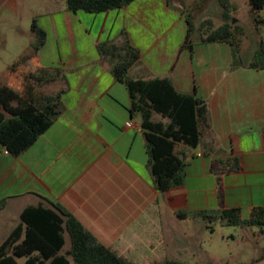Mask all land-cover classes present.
I'll return each mask as SVG.
<instances>
[{
    "label": "crops",
    "instance_id": "obj_1",
    "mask_svg": "<svg viewBox=\"0 0 264 264\" xmlns=\"http://www.w3.org/2000/svg\"><path fill=\"white\" fill-rule=\"evenodd\" d=\"M47 15L41 49L51 41V56L37 70L61 72L39 92L59 93L62 109L20 155L5 154L0 144V201H5L0 216L8 213L0 245L22 210L42 199L60 205L120 256L143 247L140 240L151 255L165 241L179 239L180 224H202L203 215H218L222 208L248 214L264 208V69L248 68L252 58L243 61L241 46L235 55L228 42L201 43L196 34L191 50L183 47L187 14L179 0H134L98 14L69 11L63 0ZM124 42L138 54L130 77L168 78L177 92L208 106L211 136L191 151L182 185L165 193L152 185L144 135L139 118L129 114L127 90L99 53L102 43ZM217 161H229L222 208L212 172ZM64 240L59 254L69 249L66 233Z\"/></svg>",
    "mask_w": 264,
    "mask_h": 264
},
{
    "label": "trees",
    "instance_id": "obj_2",
    "mask_svg": "<svg viewBox=\"0 0 264 264\" xmlns=\"http://www.w3.org/2000/svg\"><path fill=\"white\" fill-rule=\"evenodd\" d=\"M134 0H65L69 11H83L90 14L118 10ZM223 8L224 23L214 28L209 20L198 25L186 18L187 32L183 47L191 50L194 34H199L201 43L228 42L238 55L243 30L229 23L230 3L219 0ZM253 11L264 8V0H248ZM264 25V19L256 18ZM31 31L36 37L30 54L21 56L7 67L16 72L19 66L35 56L46 40L45 32L35 22ZM193 37V38H192ZM104 60L112 63V74L123 83L129 96V114L139 118L144 135L147 154V169L154 188L165 193L182 185L184 168L191 157V151L202 143L205 135L211 136L208 106L194 95L179 93L168 78L149 80L135 79L128 71L137 61V51L127 42L122 46L102 43L98 47ZM255 70L264 69V40L259 42L257 52L247 65ZM57 68H40L23 78L22 92L0 84V144L12 155L18 156L29 148L37 138L53 124L61 113L59 93L47 95L39 87L58 77ZM157 115L158 120H153ZM229 161H217L213 174L217 186L219 205L223 207L222 175L228 169ZM236 170L238 164H234ZM232 168V170H234ZM5 201H0V210ZM207 223L220 220L225 225H258L264 232V208H253L248 219L243 221L239 209L222 208L218 215L202 216ZM210 228V226H207ZM212 230V229H211ZM68 235L70 246L65 254H59ZM262 256L260 259H263ZM133 264L104 246L75 217L60 205L42 199L35 206L24 208L18 225L0 245V264ZM152 264H183L175 259H164Z\"/></svg>",
    "mask_w": 264,
    "mask_h": 264
},
{
    "label": "rangeland",
    "instance_id": "obj_3",
    "mask_svg": "<svg viewBox=\"0 0 264 264\" xmlns=\"http://www.w3.org/2000/svg\"><path fill=\"white\" fill-rule=\"evenodd\" d=\"M185 7L187 17L194 25L209 20L214 28L224 23L223 8L219 0H179ZM230 3L229 23L242 28L240 38L243 61L252 58L258 50V44L264 40V25L258 24L256 18L264 19V8L251 10L248 0H228ZM63 0H0V84L20 91L23 78L28 73H36L37 67L45 57H50L51 41L40 53L31 57L26 64L19 66L12 73L7 67L21 56L30 54L36 37L31 31L32 23L39 28L49 18V13L61 8ZM196 34H194V37ZM193 38V37H192ZM49 41V40H47ZM155 115L153 120H158ZM243 221L249 214L240 212ZM8 217L4 212L0 216V241L5 236L1 223ZM15 221L14 215L10 216ZM203 221V220H202ZM14 223H7L11 227ZM210 226V228H207ZM179 239L172 245L170 240L156 248L151 255L145 253L146 240L138 241L136 252L123 251L122 257L133 264H152L164 259H175L183 264H264V232L258 225H225L220 220L202 224L184 222ZM23 259H18L21 264Z\"/></svg>",
    "mask_w": 264,
    "mask_h": 264
},
{
    "label": "built area",
    "instance_id": "obj_4",
    "mask_svg": "<svg viewBox=\"0 0 264 264\" xmlns=\"http://www.w3.org/2000/svg\"><path fill=\"white\" fill-rule=\"evenodd\" d=\"M5 154H8V151L7 150H5Z\"/></svg>",
    "mask_w": 264,
    "mask_h": 264
}]
</instances>
